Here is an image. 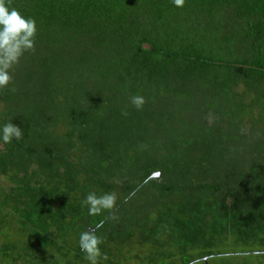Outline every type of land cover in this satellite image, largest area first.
<instances>
[{"label": "trees", "instance_id": "16d2710c", "mask_svg": "<svg viewBox=\"0 0 264 264\" xmlns=\"http://www.w3.org/2000/svg\"><path fill=\"white\" fill-rule=\"evenodd\" d=\"M9 7L37 33L0 89V264H89L98 224L99 264L264 253V0ZM113 191L115 219L81 203Z\"/></svg>", "mask_w": 264, "mask_h": 264}, {"label": "clouds", "instance_id": "9594fccd", "mask_svg": "<svg viewBox=\"0 0 264 264\" xmlns=\"http://www.w3.org/2000/svg\"><path fill=\"white\" fill-rule=\"evenodd\" d=\"M176 7H183L185 0H172ZM11 0H0V89L6 88L13 83L11 70L20 62V58L25 52L35 51V37L37 33L36 21L34 18L25 17L15 7H9ZM15 91V88L12 89ZM146 103L143 96L134 95L130 97V104L137 110H141ZM127 105L125 109H127ZM129 113L125 110L122 115L127 116ZM212 120L209 119V123ZM23 138V131L19 125L11 120L0 126V142L9 144L13 139L19 141ZM2 146V145H0ZM157 177L160 173H155ZM134 194V193H133ZM130 194L125 197V202L131 198ZM117 200L116 192H106L97 195L90 192L82 200V205L87 206L89 215H99L107 210L111 217L115 219V208ZM98 224L96 228L86 230L80 234L79 247L86 254L85 259L89 264H99L101 250L99 245L103 240L95 233L101 227Z\"/></svg>", "mask_w": 264, "mask_h": 264}, {"label": "rangeland", "instance_id": "374dc122", "mask_svg": "<svg viewBox=\"0 0 264 264\" xmlns=\"http://www.w3.org/2000/svg\"><path fill=\"white\" fill-rule=\"evenodd\" d=\"M136 202H134L133 205L136 204ZM232 245H234L232 247H236L235 248L236 250L243 248V245L237 247L239 245H237L236 243H232ZM227 246L228 245L226 246L220 245L218 246V248L223 249V247H225L224 248L225 250H229ZM247 247L248 245H246L245 248ZM231 251L228 253L211 256L208 258L207 261L195 260L188 264H264V253H233ZM123 258H120L117 264H158L157 261L154 260V258L151 259L145 257L135 258V259L134 258L130 259L128 257L125 259ZM61 264H77V263H75L73 260H70L69 262H62Z\"/></svg>", "mask_w": 264, "mask_h": 264}, {"label": "water", "instance_id": "95a60500", "mask_svg": "<svg viewBox=\"0 0 264 264\" xmlns=\"http://www.w3.org/2000/svg\"><path fill=\"white\" fill-rule=\"evenodd\" d=\"M155 173H157V172H155ZM155 173H154V175H155Z\"/></svg>", "mask_w": 264, "mask_h": 264}]
</instances>
